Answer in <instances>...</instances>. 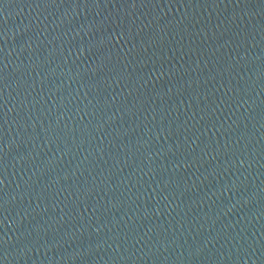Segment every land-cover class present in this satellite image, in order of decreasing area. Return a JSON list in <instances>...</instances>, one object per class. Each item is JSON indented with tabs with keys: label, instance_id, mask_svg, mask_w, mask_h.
Returning a JSON list of instances; mask_svg holds the SVG:
<instances>
[{
	"label": "water",
	"instance_id": "water-1",
	"mask_svg": "<svg viewBox=\"0 0 264 264\" xmlns=\"http://www.w3.org/2000/svg\"><path fill=\"white\" fill-rule=\"evenodd\" d=\"M263 250L264 0H0V264Z\"/></svg>",
	"mask_w": 264,
	"mask_h": 264
}]
</instances>
